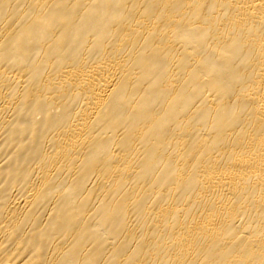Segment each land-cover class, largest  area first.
Listing matches in <instances>:
<instances>
[{
  "label": "bare ground",
  "instance_id": "bare-ground-1",
  "mask_svg": "<svg viewBox=\"0 0 264 264\" xmlns=\"http://www.w3.org/2000/svg\"><path fill=\"white\" fill-rule=\"evenodd\" d=\"M0 264H264V0H0Z\"/></svg>",
  "mask_w": 264,
  "mask_h": 264
}]
</instances>
